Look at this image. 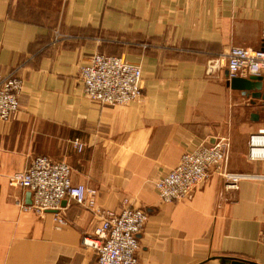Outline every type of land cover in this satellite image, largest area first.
I'll return each instance as SVG.
<instances>
[{
    "label": "crops",
    "instance_id": "1",
    "mask_svg": "<svg viewBox=\"0 0 264 264\" xmlns=\"http://www.w3.org/2000/svg\"><path fill=\"white\" fill-rule=\"evenodd\" d=\"M233 46L264 50V0H0V76L22 80L18 111L0 122V264L96 263L81 246L97 226L89 210L65 199L35 214L29 191L9 185L37 156L66 163L99 207L127 199L147 214L138 264H264L263 179L225 190L211 168L173 204L154 187L185 151L226 137L223 169L264 175L246 156L248 136L264 131V102L231 90L224 66L207 69ZM96 53L140 67L138 101L108 107L84 96L78 69Z\"/></svg>",
    "mask_w": 264,
    "mask_h": 264
},
{
    "label": "built area",
    "instance_id": "2",
    "mask_svg": "<svg viewBox=\"0 0 264 264\" xmlns=\"http://www.w3.org/2000/svg\"><path fill=\"white\" fill-rule=\"evenodd\" d=\"M221 66L226 68L229 80L261 76L264 72V50L230 47L222 59L209 62L208 73L219 70ZM78 79L84 96L101 106H127L142 97L140 67L121 57L94 54L79 67ZM21 91V79L14 75L0 76V122L7 124L18 111ZM71 145L77 154L83 152L84 146L77 140ZM229 150L230 141L226 137L185 151L178 164L156 181L154 187L159 200L163 204H173L187 199L207 181L211 168L221 170L225 190L237 189L243 179L264 180V175L226 172L223 167ZM246 156L249 162L264 163V131L248 136ZM8 183L31 193V205L25 209L35 214L54 212L65 199L89 210L97 218V226L92 236L81 238V246L95 252V264H138V235L145 227L147 214L131 206L127 199L118 208H101L97 204L95 189L72 183L71 168L66 163L41 156L31 158L22 172L9 177ZM56 222L64 225L60 219ZM260 243L264 251V232Z\"/></svg>",
    "mask_w": 264,
    "mask_h": 264
},
{
    "label": "water",
    "instance_id": "3",
    "mask_svg": "<svg viewBox=\"0 0 264 264\" xmlns=\"http://www.w3.org/2000/svg\"><path fill=\"white\" fill-rule=\"evenodd\" d=\"M263 50V49H260ZM228 86L231 90L239 91L241 95L250 97L251 100H262L264 102V92H262V78L260 76L249 78H232L228 79ZM28 198L31 193L28 192ZM225 264H251L246 261L228 258Z\"/></svg>",
    "mask_w": 264,
    "mask_h": 264
}]
</instances>
